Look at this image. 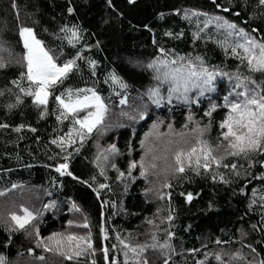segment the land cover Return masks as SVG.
Masks as SVG:
<instances>
[{
  "label": "trees",
  "instance_id": "trees-1",
  "mask_svg": "<svg viewBox=\"0 0 264 264\" xmlns=\"http://www.w3.org/2000/svg\"><path fill=\"white\" fill-rule=\"evenodd\" d=\"M193 12L221 16L264 44V5L259 0H0V61L4 65L0 67V125H6L0 127V255L5 264L20 259L33 264L56 260L59 264H111L115 259L124 264L127 249L120 240L146 245L141 258L148 264H259L264 260V152L226 156L208 170L194 166H186L182 173L168 170L170 187L161 212L146 198L147 182L139 166L128 175L129 164L140 161V141L153 123L163 121L161 131L171 123L178 132L209 125L204 140L213 149L226 130L219 128L228 112L223 81L222 96L212 97L217 107L211 117L205 116L211 110L208 100L152 102L149 91L158 81L148 65L162 55L161 50L189 60L198 56L200 64L211 70L252 79L259 76L264 81V72H249L241 56L222 51L212 39L195 38ZM22 27L33 29L58 64L76 61L54 95L66 89L93 88L108 108L102 125L90 134L84 131L83 140L77 133L78 139L67 148L58 143L76 127L73 117L57 119L54 95L47 106L38 107L19 91L29 86L26 75L22 76L27 71L19 34ZM72 27L80 32L74 45L62 31ZM110 73L127 85L119 96L111 94L105 83ZM121 99L127 103L121 104ZM190 115L196 122L188 125ZM113 144L115 153L108 151ZM61 164L67 168L58 172ZM13 190L23 198L18 206L2 202ZM25 193L27 199L22 197ZM16 207L32 213L24 228L11 219ZM53 233L60 234L57 238H89L91 248L80 242L83 254L77 257L71 253L76 249L72 244L66 252L73 256L69 260L47 241Z\"/></svg>",
  "mask_w": 264,
  "mask_h": 264
},
{
  "label": "snow or ice",
  "instance_id": "snow-or-ice-1",
  "mask_svg": "<svg viewBox=\"0 0 264 264\" xmlns=\"http://www.w3.org/2000/svg\"><path fill=\"white\" fill-rule=\"evenodd\" d=\"M261 5H264V0H259ZM72 9L69 8V12ZM219 27H226L227 29H234L235 25L225 24L218 25ZM207 27V25H205ZM62 31L70 32L69 43L73 41V39L78 38V33L75 29H62ZM19 34L23 39V45L26 49L25 55L23 56V60L26 61V73L22 74V76L26 75L27 80L29 81L28 88L19 87L18 81H13L14 84H17L19 87V91L26 96L32 98L33 103L36 106H47L49 102V97L54 95L56 86L62 84L64 79L67 78L68 74L73 71L76 67L75 60H68L62 65L56 62V58L50 54V51L47 50L42 42L36 39V36L33 32V29L22 27L19 30ZM228 36H231L232 33L228 32ZM239 36H243V30L241 29ZM237 48H240L245 53V56L241 59H246L250 68H253L255 71L264 72V44H257L254 40L245 39L244 43L237 44L235 47L231 48L233 54L238 55ZM175 63V62H173ZM3 62L0 61V67H3ZM149 68H152L156 73V79L158 82L163 83L164 81L169 82L170 87L168 89L169 97L173 94H177V98H183L185 100L188 99L187 93L196 89L199 95H204L205 91H214L213 80L214 76L212 73L207 70H202L200 72L194 71V65H189L187 67V71H185V66L181 65L179 67L170 68L167 65L162 69L158 64L153 63L148 65ZM116 79L115 76L112 77ZM255 84V82H252ZM121 87H125V85L121 84ZM235 87H241V84H237ZM2 94V93H0ZM237 100H229V96H225V107L228 109L227 116L219 123V128L225 131L221 132V143L216 145V148L213 149L207 140L201 139V136L204 132L207 131V127L193 128L192 131L194 133H198L195 138V144L188 147V140L184 139V133H174L173 125L169 123L167 125L168 132L160 133L158 131L160 123H154L152 125V129L145 133L144 139L140 141V147L144 149V155L141 156L139 163L137 161H132L129 164L128 175H131V170L137 168L139 166L140 176L146 177L148 174V168L156 169V163L152 162L145 166V159L151 156L152 161H156L161 159L160 156L154 154L155 149L151 143H148V138L150 136L155 135L157 140H160L161 137H171L173 135H179L185 147H181V141L175 142V148L172 149L173 141L168 139L166 141V147L164 149L165 152L171 151L175 161V171L176 172H184L185 167H195L196 169L203 167L205 170H208L211 167V163L220 164L221 161L226 156H241L244 155L247 157L248 153L262 151L264 152V89H260L259 86L255 88H247L243 92L236 93ZM149 97L152 98V102L159 105L162 97L160 96L159 89H152L149 91ZM243 97V99H239ZM17 103L20 102V97H16ZM54 100L57 102L61 111V115L57 116V119L60 120L68 119L69 115L73 117V124L79 125L80 131L78 135L80 139H84V131L87 133H92L97 126L102 125L105 115L108 111L107 106L104 104L101 97L95 92L93 89H66L64 92H61L59 95H54ZM171 99H169V103ZM121 104H126V99L120 100ZM15 105H9V107H14ZM216 105L213 104L211 106V110L205 113V116L211 117L212 112L216 110ZM85 111L86 114L83 118H79L78 113ZM42 113L41 115H43ZM140 118H144V113L140 114ZM189 121L192 120V117H188ZM198 123V122H197ZM6 125H0V127H5ZM185 128L187 125L184 126ZM19 131V129H17ZM34 131V129H33ZM72 135V130L69 131L68 137L69 142H74L70 140ZM62 140L64 138H61ZM226 142V145L224 144ZM53 143H57V141H53ZM197 145L199 147H197ZM108 151L115 153L116 145L113 144L110 146ZM223 151L224 155L220 156L219 159L214 154L215 152ZM105 160L108 159L107 156L104 157ZM166 159V157H165ZM224 167H231L233 169L236 168L235 164L228 165L224 164ZM112 167H115L113 164ZM66 164H61L56 170L58 172L61 169H66ZM71 175V173H68ZM103 175V172H101ZM125 173L121 172L120 176L123 177ZM16 185H13L15 188ZM101 188L105 187V185H100ZM164 187H170L169 184H165ZM163 198V197H161ZM188 199L191 200V194H188ZM23 216H18L15 213L11 215V219L14 220L20 228H24L32 219V213L24 208ZM168 219H171L169 216ZM71 223V222H70ZM148 224H152L153 221L148 220ZM84 227H88L87 224L83 225ZM106 231V230H105ZM60 234L53 233L52 236L48 237V241L55 243L57 250L64 247V244L61 240H54L56 236ZM170 236L171 233H168ZM153 240L156 239L155 235H153ZM67 241L72 242L76 241V249L75 256H80L83 253L80 249V242H84L87 244L88 248H91V244L89 243V238L86 237H77L69 235L67 236ZM117 239H120L117 236ZM121 245H123L124 249L127 251L124 252L125 261L124 264H148L146 259L141 258V254L145 251L146 245H131L125 243L124 240H120ZM156 247V245H152ZM115 247V246H113ZM161 248L167 247V245H160ZM51 251V248H48ZM254 251V250H253ZM105 258L107 259L108 250L105 248ZM129 252L132 253V259H129ZM62 255H66L69 260L73 259V256L68 255L67 253H61ZM217 260H222L220 255L215 257ZM234 259L236 257H233ZM42 259V258H41ZM2 260V258H0ZM95 264V262H93ZM111 264H117L115 259L112 260ZM165 264H168L165 261ZM259 264H264V260L259 261Z\"/></svg>",
  "mask_w": 264,
  "mask_h": 264
},
{
  "label": "rangeland",
  "instance_id": "rangeland-1",
  "mask_svg": "<svg viewBox=\"0 0 264 264\" xmlns=\"http://www.w3.org/2000/svg\"><path fill=\"white\" fill-rule=\"evenodd\" d=\"M192 15L195 16L194 17L195 20L192 21V33L194 34L195 38L203 37L204 39H212L221 48V50L226 52V53L233 54L231 51V48L235 47L237 44L244 43L245 39L254 40L245 33L243 36L237 35V33H239L240 30L237 29L236 26L234 29H227L226 27H219L218 25L225 24V22L227 24H230L228 21L224 20V18L221 16L209 15V14L200 16L199 13H195V12H193ZM205 25H207V27H205ZM26 28H28V27H26ZM67 29H75L78 33V38L73 39V41L71 42V44L74 45L77 41L80 40V32L75 27L67 28ZM228 32H231L232 35L228 36L227 35ZM70 35H71V33L67 32L68 40H69ZM21 41H22V45H23V39L22 38H21ZM254 41L258 45L261 44L256 40H254ZM23 49H24V55H25L26 49L24 48V45H23ZM163 51L164 50H161L162 55L159 58L153 60L151 64L156 63L162 69L164 68L165 65H167L170 68L179 67V66L183 65V66H185V71H187V67L189 65H194L195 67L193 70L196 72H200L202 70H207L208 72L212 73L214 76L213 86H214L215 90L211 91V92L205 91L204 95L201 96L198 94V91L196 89H192L187 93L188 99L185 100L183 98L178 99L177 94H173L171 97H169V92H168V89L170 87L169 82H167V81H164L163 83L157 82L156 87H154L153 89H156V88L159 89L160 96L162 97L160 105H164L165 103H169V99H171L170 103H172V102H183L184 104H189V103H198L199 104L200 101L208 100L210 102V105L212 106L214 104V102H212V97L214 98L216 95L222 96L220 89H219V87L221 85V81H223L225 83L224 84V90H225V93L228 92L225 96H229V100H237L236 93L243 92L245 90V87L255 88V87L259 86L260 89H263L262 86L264 84V81L261 80V78L259 76H257L256 79H252L249 76H247L246 74H242V73L233 72V74H228L227 72H224V71L222 72L220 69H217V68L214 70H211V68H209V66L207 67V66H203L202 64H200L201 59L198 56L193 58L192 60H189V58L187 56H172L170 54L163 53ZM237 53H238V56H241V58L245 56V53L240 48H237ZM69 60H73V59H69ZM67 61L68 60H66L65 62H67ZM65 62H63V63H65ZM173 62H175V63H173ZM89 65H90V68L92 69L94 66V63L90 62ZM247 67L249 69V72H251L252 74L259 72V71L253 70V68H250L248 63H247ZM113 76H115L116 79H113L112 78ZM105 81H106L105 83H106L107 87L109 88V92L111 94H113L114 96H119L121 94V92L124 89H126V87H127L125 82L114 73H110L107 80H105ZM253 81L255 82V84L252 83ZM121 84L125 85V87H121ZM237 84H241V87H239V88L235 87ZM82 89H89V88H82ZM90 89H93V88H90ZM164 89H166L167 92L165 95H162V92ZM97 94L100 96L99 93H97ZM101 99L104 102L103 97H101ZM239 99H243V97H240ZM223 103L225 104V100H223ZM57 108L59 110V114L61 115V111H63V110L60 109L58 105H57ZM85 114H86V112L82 111V112L78 113V116H79V118L82 119ZM227 114H228V112H227ZM227 114H226V116H227ZM190 116L192 117V120L191 121H189V119L187 120L186 124H188V125L196 122L193 120L194 116L193 115H190ZM153 124H151L149 126V128L147 129V131L145 133L149 132L152 129ZM207 126H208L207 131L204 132V134L201 136V139H205L207 133L210 130V126L209 125H207ZM71 130H72V135L70 137V140L75 142L78 139L76 137V135L78 133L77 131H80L79 125H76V127L72 128ZM83 131H86V130H83ZM158 131L160 133H167L169 130L167 128L166 131H161V123H160ZM173 131H174V133L183 132L185 134L184 139L188 140V147L195 144V138L198 135V133H194L193 131H187V130L178 132V131L174 130V128H173ZM145 133L142 136V139H144ZM168 139H171L173 141V145L171 146L173 150L175 148V142L176 141H181L180 146L182 148L185 147V145L183 144V141L181 140V137L179 135H173L171 137H167V136L161 137L160 140H157L155 138V135H153V136H150L148 138V143H151L153 145V147L155 149L154 154L160 156L161 159H158L156 161H152L151 156H149L145 159V166L146 167L149 163H152V162L156 163V165H157L156 169L148 168V174L144 178L146 179V182H147V188L145 191L146 198H147V200H149L150 202H152L156 206V208L159 212H161V209L163 210V208L165 206L164 205L165 200L167 199V188L168 187H164L165 184H168V182H167L168 181L167 180V171L172 170L173 168L176 167L172 152L171 151H168V152L164 151V149L166 147V141ZM74 142H69V137L67 136L63 140L60 139L58 144L67 148L70 145L74 144ZM197 147H199V146L197 145ZM214 154L217 157L224 155L223 151H218V152H215ZM143 155H144V149H142L140 147V159H141V156H143ZM165 157H166V159H165ZM34 191L37 193V190H34ZM23 196H26V199H27V193H25V195L23 194L22 197ZM161 197H163V198H161ZM2 198H3L2 202H4V201L7 203L16 202L17 206L23 200V198L20 197V192L14 191V190L11 191L9 194L4 195ZM22 209L17 210V207H16V209H14V210L12 209L10 214L12 215L13 213H15L18 216H23ZM13 222L18 226V224L14 220H13ZM150 225H153V224H150ZM54 240H61L63 242L64 247L60 249L63 253L68 252L70 247L72 246V244L77 243L76 241L68 242L67 239L63 236L58 237V238L56 236L54 238ZM48 242H49L51 247L54 248L56 246L54 241L53 242L48 241ZM76 251H77V249H73L71 251V253L75 254ZM0 258H2V260H0V264H5V261H4L5 258L1 255H0ZM20 260L13 261L12 263H14V264H33V262L31 260H29V261H20ZM57 261L58 260H56V262H53V264H59V263H57ZM6 264H7V262H6Z\"/></svg>",
  "mask_w": 264,
  "mask_h": 264
}]
</instances>
